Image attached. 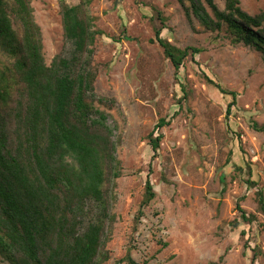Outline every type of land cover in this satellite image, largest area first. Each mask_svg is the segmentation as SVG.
<instances>
[{
    "label": "rangeland",
    "instance_id": "obj_1",
    "mask_svg": "<svg viewBox=\"0 0 264 264\" xmlns=\"http://www.w3.org/2000/svg\"><path fill=\"white\" fill-rule=\"evenodd\" d=\"M31 1L49 66L65 43L61 0ZM239 2L251 16L264 11V0ZM215 3L226 10L224 0ZM91 12L103 32L93 62L96 93L118 103V110L106 111L122 136L107 264L130 250L139 264H252L256 254V264H264L258 206L264 134L251 126L264 125V56L234 45L225 30L208 31L177 0H96ZM158 30L172 45L200 54L177 73L157 41ZM206 76L234 93L235 105ZM162 120L168 126L158 129ZM160 134L154 153L150 136ZM148 182L155 198L143 207ZM239 207L255 217L252 224L243 222Z\"/></svg>",
    "mask_w": 264,
    "mask_h": 264
},
{
    "label": "trees",
    "instance_id": "obj_2",
    "mask_svg": "<svg viewBox=\"0 0 264 264\" xmlns=\"http://www.w3.org/2000/svg\"><path fill=\"white\" fill-rule=\"evenodd\" d=\"M61 0L64 48L46 64L41 27L31 0H0V264H107L111 193L121 177L117 151L122 143L108 111L113 99L96 93V43L103 32L91 7ZM208 31H223L234 45L264 56V11L251 16L239 0H177ZM189 3L191 9L186 7ZM211 11V13L208 11ZM166 59L178 73L200 50L180 49L156 32ZM209 85L233 97L206 76ZM231 107H234V105ZM264 134V125L251 123ZM168 126L164 120L157 126ZM163 135L150 142L160 150ZM155 198L150 182L143 207ZM264 216V195H258ZM244 223L252 224L239 207ZM260 246L253 250L257 253ZM259 254L254 255L256 264ZM222 260V259H221ZM115 264H139L131 250ZM209 264H220L209 263Z\"/></svg>",
    "mask_w": 264,
    "mask_h": 264
}]
</instances>
